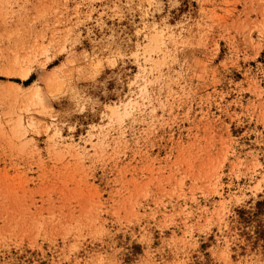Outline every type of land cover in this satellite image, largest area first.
Segmentation results:
<instances>
[{
    "label": "rangeland",
    "instance_id": "obj_1",
    "mask_svg": "<svg viewBox=\"0 0 264 264\" xmlns=\"http://www.w3.org/2000/svg\"><path fill=\"white\" fill-rule=\"evenodd\" d=\"M0 264H264V0H0Z\"/></svg>",
    "mask_w": 264,
    "mask_h": 264
}]
</instances>
